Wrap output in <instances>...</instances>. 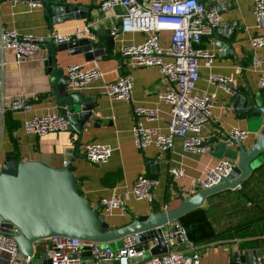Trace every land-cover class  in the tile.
Masks as SVG:
<instances>
[{
	"label": "crops",
	"instance_id": "obj_1",
	"mask_svg": "<svg viewBox=\"0 0 264 264\" xmlns=\"http://www.w3.org/2000/svg\"><path fill=\"white\" fill-rule=\"evenodd\" d=\"M101 0H49L53 2L73 4L81 9H87L85 17L75 16L52 22L50 8L43 3L38 7H29L21 0H0V30L15 28L21 33L46 34L51 29L67 30L76 24L90 23L94 32V42L103 45V53L86 59L82 51H70L63 48L57 51V67L62 68L60 74L46 71L44 61L47 57L46 44L35 49L30 55L17 58L13 49L0 50V76L3 78V88L0 94V163L5 153L12 151L22 159L42 160L54 167L64 166V160H69L71 168L77 177L79 192L86 196L91 205L103 214L110 226H122L139 214H147L150 210L162 211L176 207L180 192L184 197L196 192L199 187L196 180L203 174L207 166L226 155L228 150L237 148L236 144L228 145L223 139L224 133L232 127L247 131L242 138L246 147L255 141V133L260 127V120L250 118L251 115L235 111L232 104L234 93L239 90L247 94L249 91L261 93L258 86L259 70L264 68V45L252 47L250 39L264 34L256 27L252 7L255 0H204L210 4L224 2L222 17L225 20L236 21L237 27L231 37L224 39L230 47L217 45L221 38L215 36L212 40L208 35H202L198 46L216 50L212 63L200 60L199 77L196 81L198 91L215 92L211 117L202 125L201 132L207 137L208 148L205 152L183 150L181 138L174 137L173 146L160 150L154 144L144 149L134 145L131 131L134 123L132 105L142 103L158 108V116L145 120L148 126L165 130L168 119L169 105L157 97L159 91L169 88L170 83L155 66H143L129 63L128 58L117 52V46L124 41H140L145 37L142 31L123 32L115 37L114 46L107 47L103 36L96 33L102 25L110 33V28L118 24L124 7L114 4L105 10L99 8ZM47 10V12H46ZM82 13V12H81ZM169 32L162 31L160 40L166 44ZM228 45V46H229ZM70 63H79L83 67L97 65L103 72L100 79L91 81L81 89H69L65 83V68ZM127 72L132 73L133 83L129 100L107 96L103 92L106 81L117 78ZM230 75L234 78L237 90L231 94L223 87L210 80V74ZM53 85L59 92L80 91L95 99L92 116L78 132L69 127L65 130L34 134L26 131L24 120L34 113L42 114L47 111L60 112L55 100ZM19 95L30 97L32 108L29 110H11L8 108L11 98ZM96 118V121L95 119ZM14 126V127H10ZM262 125V124H261ZM100 142L111 147L110 157L106 162H91L83 155L84 142ZM225 142V144H224ZM77 147V149H76ZM230 158V157H229ZM232 159V158H231ZM235 162V161H234ZM181 165L184 173L172 178L170 166ZM252 171V170H251ZM144 172L154 177L158 183L153 189L152 201L136 199L131 193V186L137 173ZM264 181L251 184V189H260ZM240 188H224L235 191ZM115 192L121 199L120 206L110 212H103L99 207V198ZM206 197L200 208L186 213L179 219L187 229V240L178 242L175 248L185 253L197 251L200 264H228L231 250L245 254V259L252 260L264 251V217L230 231L214 239H208L216 230L232 224L243 216L235 208L241 203L250 205L234 192ZM264 206V200L262 201ZM9 223L0 221V229L12 230ZM123 238L114 242V247H120ZM50 238L35 242L37 252L46 251ZM89 247H82L78 253L81 264H112L116 258L93 257ZM148 255V252H147ZM7 252L0 248V264H6ZM37 261V262H36ZM39 259L33 263L37 264ZM244 264H254L251 263Z\"/></svg>",
	"mask_w": 264,
	"mask_h": 264
},
{
	"label": "built area",
	"instance_id": "obj_2",
	"mask_svg": "<svg viewBox=\"0 0 264 264\" xmlns=\"http://www.w3.org/2000/svg\"><path fill=\"white\" fill-rule=\"evenodd\" d=\"M29 7H38L42 0H21ZM120 4L124 12L120 15L118 24L110 28V33L118 37L123 32L142 31L145 37L140 41H124L117 46V52L126 56L129 63L155 66L170 83L169 88L157 93V97L168 103V119L165 130L155 126H148L145 120H152L158 116V108L142 103L132 105L134 123L131 131L134 145L144 149L154 144L160 150H167L173 146L174 137L181 138L183 150L205 152L208 148L207 137L201 132L212 114L215 92L198 91L196 81L199 77L200 60L212 63L216 50L198 46L202 35H208L212 40L215 36L226 39L231 37L237 27L236 21L225 20L222 11L224 2L210 4L204 0H101L99 8ZM252 13L256 27L264 31V0H255ZM162 31L169 32L166 44L160 40ZM94 38L95 34L90 23L76 24L67 30L51 29L46 34L21 33L15 28L0 30V50L11 48L17 58L30 55L35 49L49 40L54 43L68 41L77 37ZM252 47L264 45V34L250 39ZM103 72L97 65L83 67L79 63H70L65 68V83L69 89H81L91 81L100 79ZM210 80L228 93L237 90L234 78L230 75L210 74ZM133 75L130 72L115 79L106 81L103 92L112 98L129 100ZM258 86L264 90V68L259 70ZM3 88V78L0 76V94ZM8 108L11 110H29L32 108L30 97L15 96L10 99ZM26 131L34 134L60 131L69 128V121L65 114L47 111L42 114L34 113L24 120ZM247 131L239 127H232L224 133L223 139L228 145L235 144L236 139H242ZM111 153V147L100 142L87 141L83 144V155L91 162H106ZM64 164L69 160H64ZM234 160L229 157L220 158L215 165L207 166L203 174L197 178V187H206L218 183L232 170ZM172 178L184 173L181 165L170 166L168 170ZM158 183L154 177L144 172L135 176L131 193L136 199L152 201L153 189ZM122 203L120 197L112 192L99 198V207L103 212H110ZM169 228L163 233L167 251L160 254L144 255L145 251L156 243V240L142 242L137 249L138 239L128 234L123 237V244L113 248L99 241L83 240L68 235H53L49 248L46 250L50 258L49 264H81L78 253L83 246H88L93 257L116 258L118 264H200L197 251L185 253L175 248L178 242L187 240V231L180 221L171 220ZM17 228L12 230L0 229V248L8 256L6 264H19L22 258L14 238ZM74 254L75 256H70ZM29 259V257H27ZM97 264V263H93ZM254 264H264V251L258 254Z\"/></svg>",
	"mask_w": 264,
	"mask_h": 264
},
{
	"label": "water",
	"instance_id": "obj_3",
	"mask_svg": "<svg viewBox=\"0 0 264 264\" xmlns=\"http://www.w3.org/2000/svg\"><path fill=\"white\" fill-rule=\"evenodd\" d=\"M42 1L46 9L47 6L50 8L52 22L73 16L78 18L79 14L85 17L87 13V9H81L77 5L61 2L48 5L49 0ZM96 33L103 36L107 47L114 46V36L107 33L102 25L96 29ZM101 43L94 42V38L86 36L59 43L49 40L46 44L47 57L44 61L46 71L57 75L61 73L62 68L57 67V51L67 47L70 51H82L86 59H91L103 53ZM217 45L224 47L226 51L230 47L224 39L217 41ZM53 87L60 113L65 114L69 127L75 129L80 136L83 125L93 114L95 99L80 91L64 90L60 93L57 86L53 85ZM261 96V93L252 91L245 94L237 90L234 93L232 104L235 106V111L251 115L250 118L257 117L260 120V127L255 133V141L249 147H246L242 139L234 141L237 148L226 153L235 160L227 176L216 184L200 187L188 197H184L179 192L180 202L174 208L157 212L150 210L147 214L136 215L130 222L119 227L108 225L104 215L79 192L77 177L70 161L62 167H54L42 160H24L16 153L7 151L4 160L0 163V221L17 228L14 238L22 254L19 264H34L33 262L37 260L34 259L35 256L39 257L37 264H49L50 258L46 251L37 252L35 242L63 234L87 241H99L111 247H114L116 240L132 234L139 241L137 249L142 247V242L156 240L147 251L148 254L166 252L163 233L169 228V221H179L182 215L201 206L210 194L224 188L239 186L251 170L264 161V100H260ZM94 119L96 121V118ZM255 258L256 254L252 260L245 259V254L231 250L228 264L251 263ZM118 262L119 260L115 259L112 264Z\"/></svg>",
	"mask_w": 264,
	"mask_h": 264
},
{
	"label": "trees",
	"instance_id": "obj_4",
	"mask_svg": "<svg viewBox=\"0 0 264 264\" xmlns=\"http://www.w3.org/2000/svg\"><path fill=\"white\" fill-rule=\"evenodd\" d=\"M10 127L12 128L14 126L10 125ZM258 181H264V161L261 162L260 164H258L257 166H255L252 169V171L250 172V174L244 180L241 181L239 189H237L235 191L234 190L231 191L229 189H226V190H222L220 192H217L215 194V195H220L224 192L226 194L234 192L235 195L236 194L239 195L245 201L248 200L250 205H245L244 202L237 205L235 209L237 211L241 212L243 214V216L241 218H239L237 221H235L234 223L226 225L225 227L216 230V232L214 234H212L210 237H208V239H214V238L219 237L221 235L227 234L230 231L238 230V229L244 227L245 225L255 221L256 219L264 217V206L262 204V201L264 200V184L260 189H258L256 191L251 189L252 188L251 184L253 185V184L257 183ZM198 208H200V207H197L193 210H196ZM193 210H191V211H193ZM191 211H189V212H191ZM181 217H183V215ZM186 231H187V229H186Z\"/></svg>",
	"mask_w": 264,
	"mask_h": 264
},
{
	"label": "rangeland",
	"instance_id": "obj_5",
	"mask_svg": "<svg viewBox=\"0 0 264 264\" xmlns=\"http://www.w3.org/2000/svg\"><path fill=\"white\" fill-rule=\"evenodd\" d=\"M230 158H232L233 160H234V158L233 157H230ZM235 161V160H234ZM121 239V238H120ZM144 255L145 256H147V251H145V253H144ZM39 257L38 256H35V258L34 259H38Z\"/></svg>",
	"mask_w": 264,
	"mask_h": 264
}]
</instances>
